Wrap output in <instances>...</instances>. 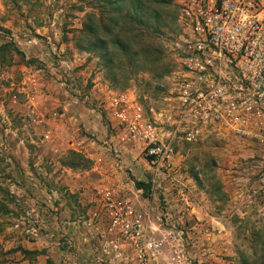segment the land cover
Segmentation results:
<instances>
[{
    "label": "rangeland",
    "instance_id": "obj_1",
    "mask_svg": "<svg viewBox=\"0 0 264 264\" xmlns=\"http://www.w3.org/2000/svg\"><path fill=\"white\" fill-rule=\"evenodd\" d=\"M118 4L112 21L104 0H0V264H133L117 219L141 216L153 236L171 228L180 186L200 219L223 227L216 256L263 263L264 113L183 117L177 0L156 3L157 32ZM90 18L101 37L130 44L114 50L111 67L83 48ZM121 95L171 149L169 169L150 167L123 141L109 108ZM63 113L71 120L60 127L53 120Z\"/></svg>",
    "mask_w": 264,
    "mask_h": 264
},
{
    "label": "built area",
    "instance_id": "obj_2",
    "mask_svg": "<svg viewBox=\"0 0 264 264\" xmlns=\"http://www.w3.org/2000/svg\"><path fill=\"white\" fill-rule=\"evenodd\" d=\"M177 3L183 43L178 58L181 80L175 89L183 117L193 123H220L226 120L225 113L237 109L264 113V0ZM109 108L123 141L142 152L150 167H171V149L144 119L136 101L116 96ZM177 194L172 227L155 236L145 229L141 216L117 219L133 264H230L216 256L212 246L215 231L223 228L220 222L214 217L200 219L181 186Z\"/></svg>",
    "mask_w": 264,
    "mask_h": 264
},
{
    "label": "trees",
    "instance_id": "obj_3",
    "mask_svg": "<svg viewBox=\"0 0 264 264\" xmlns=\"http://www.w3.org/2000/svg\"><path fill=\"white\" fill-rule=\"evenodd\" d=\"M107 5V12L111 20L113 21L115 15L118 16L122 12L121 6L115 4L117 2L129 3V8L125 11V17L132 21H138L141 24L150 23L152 24L153 30L155 32L160 30V25L162 24L161 13L158 9L156 3L158 0H104ZM89 17V15H88ZM94 18V16H92ZM90 18L87 22H84L85 36L90 37L88 44L84 45L83 48L90 49L96 53L101 62L105 66L111 67L114 63L113 57L115 56V49L126 50L130 47V44L125 43L123 40L119 39L117 35L111 34L110 39H105L99 35V26L95 19ZM110 20V21H111ZM150 24L148 26H150ZM102 30L109 33L111 32V27L107 24L102 26ZM82 46V45H81ZM151 56V54L149 55ZM152 58V57H151ZM155 58V57H154ZM155 61V59H151ZM242 264H247L245 261ZM261 264H264L261 263Z\"/></svg>",
    "mask_w": 264,
    "mask_h": 264
},
{
    "label": "crops",
    "instance_id": "obj_4",
    "mask_svg": "<svg viewBox=\"0 0 264 264\" xmlns=\"http://www.w3.org/2000/svg\"><path fill=\"white\" fill-rule=\"evenodd\" d=\"M54 70H56L55 68H53ZM59 84H61V83H59ZM65 84V83H64ZM54 90L56 91V94H55V96H53V98H55V97H57V93H59V88H58V85L57 84H55V87H54ZM53 95V94H52ZM65 107V106H64ZM55 116H57L58 114L57 113H55L54 114ZM63 115L65 116L62 120H60V119H56V117H54V120H53V123L54 122H60L61 121V124H60V127L61 126H66L67 125V122L69 121V120H71V116H70V113H63Z\"/></svg>",
    "mask_w": 264,
    "mask_h": 264
}]
</instances>
